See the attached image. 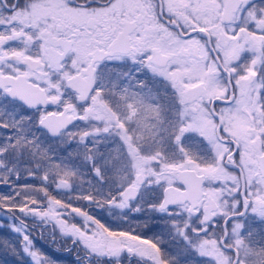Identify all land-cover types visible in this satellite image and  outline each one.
Wrapping results in <instances>:
<instances>
[{
    "label": "snow or ice",
    "instance_id": "6c2138e0",
    "mask_svg": "<svg viewBox=\"0 0 264 264\" xmlns=\"http://www.w3.org/2000/svg\"><path fill=\"white\" fill-rule=\"evenodd\" d=\"M129 89L165 94L171 154L128 145L104 204L28 195L49 173L25 164L40 184H19V161L44 142L84 148L106 183L101 142L126 136L102 101ZM0 133V248L19 264H58L36 247L45 235L84 264H264V0H0ZM155 219L175 249L146 234Z\"/></svg>",
    "mask_w": 264,
    "mask_h": 264
},
{
    "label": "rangeland",
    "instance_id": "374dc122",
    "mask_svg": "<svg viewBox=\"0 0 264 264\" xmlns=\"http://www.w3.org/2000/svg\"><path fill=\"white\" fill-rule=\"evenodd\" d=\"M138 101L147 108L146 102H144L141 99H138ZM160 99L155 98L154 102L158 103ZM159 115L150 113L149 120L152 119L151 122H149L150 127V133L147 137H141L139 134H136L133 141L134 144L137 146L139 150L144 152L145 154H150L152 156H163L164 153H169L168 150V144H167V136H166V129L169 126L166 122V125H162V123H159ZM3 133H0L2 135ZM39 137L41 136V133H38ZM43 139V138H42ZM102 147L100 149V154L103 156V160H97V166L101 168V170L104 171V179L106 181L105 184L101 185L93 175V169L90 163L86 162L84 160L85 155V149L84 148H76V149H66L64 148L65 145L58 143V142H44V148L41 149V151L35 156V159L33 160L29 154L26 152L24 156L21 158L19 163L21 164V178L20 182H24L27 179V183L30 181H33L32 183H35L37 185L40 184V180L37 178L36 180L34 178H28L26 175V172L24 170V167H22V164L29 163V159L32 160V163L39 164L40 168L43 170H47L49 173V182L46 187H38V188H28L26 189V193L30 196H36L41 199L44 198V195L46 194L49 198L54 199V197L58 196L60 199H63L65 203H63V206L68 207L69 200L71 201V204L79 205L80 207H88L85 204V197L88 195L93 194L89 193L90 191H98L99 194L107 193L110 188L114 189L115 186L123 182L124 178L126 177L123 171L120 169L122 168L121 165V158L119 159V155L122 152V147L120 144L116 143H108L103 142ZM45 148H50L51 152L47 153L45 152ZM66 151H69L70 154L66 155ZM53 155L55 158H53ZM93 155H96L93 152ZM33 166V165H32ZM31 165H28L29 169L32 168ZM124 169V168H123ZM122 169V170H123ZM38 176L40 174H37ZM85 175V176H84ZM25 176V177H24ZM18 182V181H17ZM57 182H66V185H68V188H61L60 190H57ZM26 183V181H25ZM24 184V183H22ZM89 187H91L89 189ZM0 188H6V186H0ZM23 194V192H22ZM101 204H104L105 201L101 200L100 198L94 196ZM103 202V203H102ZM91 207H95V205H92ZM105 215L108 214L105 212ZM115 215V214H114ZM113 216H108V220L112 222L113 226L118 225L120 226V221L114 219ZM153 224H158L159 227H155L150 231L151 235L156 236H162V230L166 228V224L161 219H155ZM166 232V229H165ZM47 236V235H46ZM48 238V237H47ZM168 240V241H166ZM165 240V248L172 250L175 249L176 242L170 239ZM51 241V240H50ZM49 240L46 242L47 244H51L52 247L57 246V244L53 241L50 242ZM40 242V240H39ZM36 247L40 249L41 252L48 255L46 252L42 250V247L37 244ZM67 246V242H64V244L60 247V251L64 250V247ZM18 247V245H17ZM77 251V248L73 246L72 250L69 251V255H67V258L62 259L59 258L58 264H67L68 262L72 264H84L83 260H76L75 258L71 260L73 257L72 252ZM1 252V250H0ZM81 252H79L78 255H80ZM49 256V255H48ZM52 256V254H51ZM50 256V257H51ZM28 259V264H31V260L29 257L24 256ZM9 264L15 263L12 258L7 256H1L0 254V264H6L4 260ZM8 259V261L6 260ZM53 259V258H52Z\"/></svg>",
    "mask_w": 264,
    "mask_h": 264
},
{
    "label": "flooded vegetation",
    "instance_id": "af4514ba",
    "mask_svg": "<svg viewBox=\"0 0 264 264\" xmlns=\"http://www.w3.org/2000/svg\"><path fill=\"white\" fill-rule=\"evenodd\" d=\"M127 95L130 96L131 99H127L120 92H116L115 93V97H116L115 100L109 101L106 99V100L102 101L103 106L109 112L112 113L113 118H119V120L123 124V132L126 136V143H125V146L122 148L121 154L119 155V159L121 158V165H122V168L120 170L123 171V173L126 176L124 178L123 182L126 181L128 179V176H129V173L127 171H124V169H123L128 164L127 157L125 155V152L128 149V145L131 146V151L136 155L137 158L147 159V158L153 157L152 155L145 154L144 152L139 150L133 141L136 134H139L141 137H144V136L147 137L148 134L150 133L151 129L149 127V122L152 121V119L149 120L150 113L153 114V112H154L155 114L159 115L160 116L159 117V123H162V125H166L165 122L168 118L166 115V113L168 112L167 98L165 97V94L163 92L159 93L160 101L158 103L154 102L155 96H148L146 94L136 93V92H134L133 89H129ZM138 99H141L144 102H146L147 108L144 107L138 101ZM79 127L81 128V130H84L83 125H81ZM89 128H94V125L89 126ZM168 129H169V126L166 129L167 141H168V136H169ZM38 133L39 132H36L35 135L39 137ZM103 142L120 144L119 141H116L115 139L104 140L101 143H103ZM167 144H168V150L167 151L169 152V155H170L171 151H172L171 144L168 142H167ZM90 188L91 187H89V189ZM89 193L93 194L94 196H96L98 198H100V195H101L98 193L97 190L95 192L90 191ZM116 226H118V225H114V227H116ZM165 229H166V232H165ZM146 234L151 235L150 232H146ZM161 234H162L161 237L164 239V241L166 239H169V232H168L167 227L164 228V230H162ZM166 241H168V240H166ZM78 254L79 253L76 250L73 251L71 254V255H73L72 256L73 258L71 260H73L74 258L76 260H78L77 259ZM80 255L83 256V253L81 252ZM94 264H103V261L102 260H95Z\"/></svg>",
    "mask_w": 264,
    "mask_h": 264
},
{
    "label": "trees",
    "instance_id": "16d2710c",
    "mask_svg": "<svg viewBox=\"0 0 264 264\" xmlns=\"http://www.w3.org/2000/svg\"><path fill=\"white\" fill-rule=\"evenodd\" d=\"M23 165H24V164H22V167H23ZM27 165H31V166L33 165L31 159H29V163H27ZM25 181H26V183H27V179H26ZM25 181H24V182H20V181H18L17 183L22 184V183H25ZM32 182H33V181H30L29 183H32ZM54 199H55V200H59L60 202H64L63 199H60L58 196L54 197ZM0 220H3L5 223L8 222V218L5 217V216H2V215H0ZM28 223H29L30 226L33 225V224H36L37 227L39 226L38 223H37L36 221H34L32 218H29V219H28ZM113 227H114V226H113ZM35 230H36V229L34 228L33 231L35 232ZM33 238H34L35 242H36L37 244H39V245L42 247V250H43L44 252H46L49 256H51V254H52L51 258H53L54 261H59L58 257H59V258H62V259H65V258H67V255H69V251H65V250L60 251V250H57V246L52 247L51 244H50V245L47 244V246H46V242H47L48 240L50 241V239L47 238L46 235H45L44 239H39L38 237H35V236H34ZM5 239H6V240L17 241V240L19 239V237H18L17 234L12 233L10 236L5 237ZM39 240H40V242H39ZM50 242H51V241H50ZM63 244H64V242H61V243H60V247H61ZM0 250H1L0 254H1L2 257H3V256L10 257V258H12L13 261L15 262V263H13V264H19V261H18V258H17L16 255H14V254H12L11 252H9V251H7V250H5V249H2V248H0ZM20 259L23 260L24 264H28V259L25 258L24 256L20 257ZM3 260H4V258H3ZM6 260L8 261L7 258H6ZM65 260H66V259H65ZM4 262H5L6 264H8L5 260H4ZM9 264H10V263H9ZM62 264H63V263H62ZM67 264H70V263L68 262ZM72 264H74V262H73Z\"/></svg>",
    "mask_w": 264,
    "mask_h": 264
},
{
    "label": "water",
    "instance_id": "95a60500",
    "mask_svg": "<svg viewBox=\"0 0 264 264\" xmlns=\"http://www.w3.org/2000/svg\"><path fill=\"white\" fill-rule=\"evenodd\" d=\"M62 184H64V182H62Z\"/></svg>",
    "mask_w": 264,
    "mask_h": 264
}]
</instances>
